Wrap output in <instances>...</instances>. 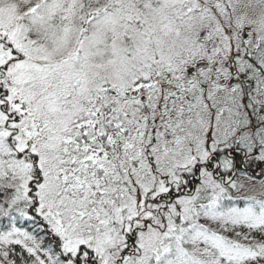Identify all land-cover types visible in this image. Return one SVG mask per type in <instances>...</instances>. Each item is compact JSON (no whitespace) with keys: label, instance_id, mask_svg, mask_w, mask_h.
<instances>
[{"label":"snow or ice","instance_id":"snow-or-ice-1","mask_svg":"<svg viewBox=\"0 0 264 264\" xmlns=\"http://www.w3.org/2000/svg\"><path fill=\"white\" fill-rule=\"evenodd\" d=\"M0 264H264V0H0Z\"/></svg>","mask_w":264,"mask_h":264}]
</instances>
